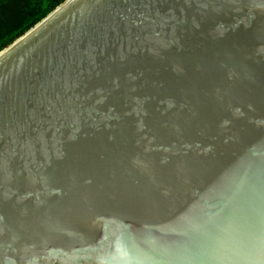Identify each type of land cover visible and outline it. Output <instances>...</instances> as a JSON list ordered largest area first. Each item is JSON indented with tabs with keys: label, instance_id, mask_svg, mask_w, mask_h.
<instances>
[{
	"label": "water",
	"instance_id": "95a60500",
	"mask_svg": "<svg viewBox=\"0 0 264 264\" xmlns=\"http://www.w3.org/2000/svg\"><path fill=\"white\" fill-rule=\"evenodd\" d=\"M0 264H264V0H65L0 51Z\"/></svg>",
	"mask_w": 264,
	"mask_h": 264
},
{
	"label": "trees",
	"instance_id": "16d2710c",
	"mask_svg": "<svg viewBox=\"0 0 264 264\" xmlns=\"http://www.w3.org/2000/svg\"><path fill=\"white\" fill-rule=\"evenodd\" d=\"M65 0H0V51Z\"/></svg>",
	"mask_w": 264,
	"mask_h": 264
}]
</instances>
